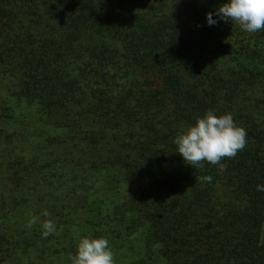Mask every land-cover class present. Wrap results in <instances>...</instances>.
<instances>
[{
  "label": "trees",
  "instance_id": "16d2710c",
  "mask_svg": "<svg viewBox=\"0 0 264 264\" xmlns=\"http://www.w3.org/2000/svg\"><path fill=\"white\" fill-rule=\"evenodd\" d=\"M227 2L0 0V264H72L84 237L116 264H264V31L208 25ZM208 110L247 132L224 172L173 143Z\"/></svg>",
  "mask_w": 264,
  "mask_h": 264
},
{
  "label": "clouds",
  "instance_id": "9594fccd",
  "mask_svg": "<svg viewBox=\"0 0 264 264\" xmlns=\"http://www.w3.org/2000/svg\"><path fill=\"white\" fill-rule=\"evenodd\" d=\"M215 15L218 19H213ZM207 24L212 26L218 21L231 22L247 33L264 31V0H230L219 6L214 13L206 14ZM177 152L191 167H202L205 162L218 166L219 171L227 170L224 159L235 158L247 146V132L237 126L231 113L217 116L208 110L198 117L194 125L179 133L173 141ZM202 182H211V176L196 178ZM257 191L264 192V185H257ZM42 215L49 217L45 210ZM39 217L33 216L28 227L36 224ZM42 236L47 238L56 232V223L46 219L42 223ZM72 264H116L115 253L105 237L81 238L75 255L70 257Z\"/></svg>",
  "mask_w": 264,
  "mask_h": 264
},
{
  "label": "rangeland",
  "instance_id": "374dc122",
  "mask_svg": "<svg viewBox=\"0 0 264 264\" xmlns=\"http://www.w3.org/2000/svg\"><path fill=\"white\" fill-rule=\"evenodd\" d=\"M263 240H264V232H263Z\"/></svg>",
  "mask_w": 264,
  "mask_h": 264
}]
</instances>
